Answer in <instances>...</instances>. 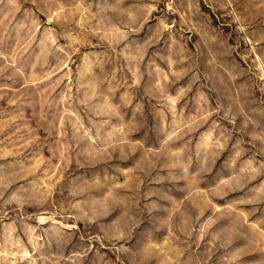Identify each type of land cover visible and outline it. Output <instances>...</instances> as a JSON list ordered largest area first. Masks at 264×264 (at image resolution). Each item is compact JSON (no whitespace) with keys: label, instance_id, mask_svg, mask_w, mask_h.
<instances>
[{"label":"rangeland","instance_id":"1","mask_svg":"<svg viewBox=\"0 0 264 264\" xmlns=\"http://www.w3.org/2000/svg\"><path fill=\"white\" fill-rule=\"evenodd\" d=\"M0 264H264V0H0Z\"/></svg>","mask_w":264,"mask_h":264}]
</instances>
